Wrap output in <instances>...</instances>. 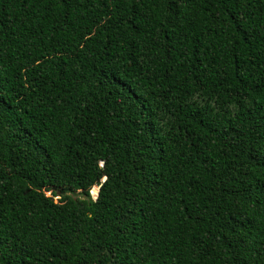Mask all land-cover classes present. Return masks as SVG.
<instances>
[{"label":"trees","instance_id":"16d2710c","mask_svg":"<svg viewBox=\"0 0 264 264\" xmlns=\"http://www.w3.org/2000/svg\"><path fill=\"white\" fill-rule=\"evenodd\" d=\"M0 264H264V0H0Z\"/></svg>","mask_w":264,"mask_h":264},{"label":"rangeland","instance_id":"374dc122","mask_svg":"<svg viewBox=\"0 0 264 264\" xmlns=\"http://www.w3.org/2000/svg\"><path fill=\"white\" fill-rule=\"evenodd\" d=\"M48 195H50V194L48 193ZM55 200L57 201L58 200V197H56Z\"/></svg>","mask_w":264,"mask_h":264}]
</instances>
